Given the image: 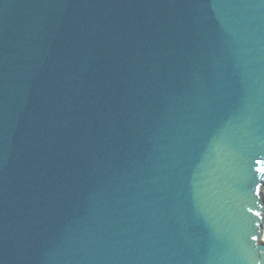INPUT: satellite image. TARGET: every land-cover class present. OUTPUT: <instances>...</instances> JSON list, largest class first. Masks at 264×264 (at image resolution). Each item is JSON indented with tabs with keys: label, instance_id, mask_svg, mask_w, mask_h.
Returning <instances> with one entry per match:
<instances>
[{
	"label": "water",
	"instance_id": "1",
	"mask_svg": "<svg viewBox=\"0 0 264 264\" xmlns=\"http://www.w3.org/2000/svg\"><path fill=\"white\" fill-rule=\"evenodd\" d=\"M0 264H264V0H0Z\"/></svg>",
	"mask_w": 264,
	"mask_h": 264
}]
</instances>
